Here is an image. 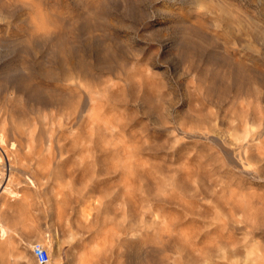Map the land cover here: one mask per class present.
Returning a JSON list of instances; mask_svg holds the SVG:
<instances>
[{
	"label": "rangeland",
	"instance_id": "obj_1",
	"mask_svg": "<svg viewBox=\"0 0 264 264\" xmlns=\"http://www.w3.org/2000/svg\"><path fill=\"white\" fill-rule=\"evenodd\" d=\"M0 264H264V0H0Z\"/></svg>",
	"mask_w": 264,
	"mask_h": 264
},
{
	"label": "built area",
	"instance_id": "obj_2",
	"mask_svg": "<svg viewBox=\"0 0 264 264\" xmlns=\"http://www.w3.org/2000/svg\"><path fill=\"white\" fill-rule=\"evenodd\" d=\"M34 255L40 264H46L50 261V251L40 243L34 244Z\"/></svg>",
	"mask_w": 264,
	"mask_h": 264
},
{
	"label": "crops",
	"instance_id": "obj_3",
	"mask_svg": "<svg viewBox=\"0 0 264 264\" xmlns=\"http://www.w3.org/2000/svg\"><path fill=\"white\" fill-rule=\"evenodd\" d=\"M0 235H1V233H0Z\"/></svg>",
	"mask_w": 264,
	"mask_h": 264
}]
</instances>
